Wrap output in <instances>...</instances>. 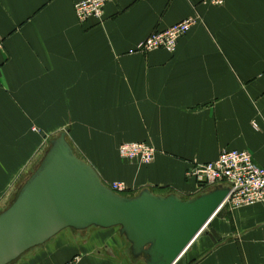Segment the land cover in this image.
<instances>
[{"label": "crops", "instance_id": "1", "mask_svg": "<svg viewBox=\"0 0 264 264\" xmlns=\"http://www.w3.org/2000/svg\"><path fill=\"white\" fill-rule=\"evenodd\" d=\"M79 1L0 0V212L65 130L76 156L104 185L124 182L126 197H197L186 171L226 150L264 166V0H110L101 20L81 23ZM186 19L194 24L173 54L140 51ZM123 143L148 144L153 162L119 158ZM225 207L177 264H264V206ZM75 256L145 264L119 228L96 227L64 230L12 264Z\"/></svg>", "mask_w": 264, "mask_h": 264}, {"label": "water", "instance_id": "2", "mask_svg": "<svg viewBox=\"0 0 264 264\" xmlns=\"http://www.w3.org/2000/svg\"><path fill=\"white\" fill-rule=\"evenodd\" d=\"M67 130L50 141L40 163L13 202L0 212V264H10L60 232L119 228L133 258L173 264L223 207L229 187L217 186L192 199L156 196L148 189L119 195L78 158ZM210 239L218 240L214 230Z\"/></svg>", "mask_w": 264, "mask_h": 264}, {"label": "built area", "instance_id": "3", "mask_svg": "<svg viewBox=\"0 0 264 264\" xmlns=\"http://www.w3.org/2000/svg\"><path fill=\"white\" fill-rule=\"evenodd\" d=\"M110 0H81L74 4V14L79 23L90 19L101 20L104 8ZM203 3L214 7L223 6L225 0H203ZM194 20L186 19L163 31L150 34L140 44L143 53L154 50L176 51L177 42L188 34ZM2 41L0 40V48ZM253 127L257 126L253 123ZM118 156L127 161L149 165L153 162L155 151L145 143H123L118 146ZM186 178L194 182L199 192L217 186H227L230 191L223 206L231 210L251 207L257 204L264 206V166L254 163L252 156L241 150L221 152L216 160L194 165L186 171ZM109 189L117 194L126 192L124 182H113ZM80 257L75 256L65 264H79ZM173 264H177L174 262Z\"/></svg>", "mask_w": 264, "mask_h": 264}, {"label": "rangeland", "instance_id": "4", "mask_svg": "<svg viewBox=\"0 0 264 264\" xmlns=\"http://www.w3.org/2000/svg\"><path fill=\"white\" fill-rule=\"evenodd\" d=\"M57 136H58V134H57L56 136H54V138H56ZM54 138H53V139H54ZM18 188H19V187H18ZM19 189H20V188H19ZM209 190H212V188L206 189V190H204L202 193H204V192L206 193V192L209 191ZM17 191H19V190H17ZM17 193H18V192H17ZM17 193H16V196H17ZM124 194H125V192H124ZM119 195H121V194H119ZM16 196L14 197V199L16 198ZM122 196H125V195L122 194ZM12 199H13V198H12ZM12 201H13V200H12ZM11 203H12V202H11ZM225 208H227V207H225ZM67 230H68V229H67ZM207 230H208V229H206V230L204 231V233H206ZM62 232H64V231H62ZM62 232H60V233H62ZM60 233H59V234H60ZM59 234H58V235H59ZM31 250H32V249H31ZM29 251H30V250H29ZM26 253H27V252H26ZM26 253H25V254H26ZM23 255H24V254H23ZM23 255H22V256H23ZM20 257H21V256H20ZM20 257H19V258H20ZM19 258H18V259H19ZM18 259H17V260H18ZM14 262H15V261H14ZM14 262H12V263H14ZM12 263H10V264H12Z\"/></svg>", "mask_w": 264, "mask_h": 264}, {"label": "bare ground", "instance_id": "5", "mask_svg": "<svg viewBox=\"0 0 264 264\" xmlns=\"http://www.w3.org/2000/svg\"><path fill=\"white\" fill-rule=\"evenodd\" d=\"M249 154H250V153H249ZM187 249H188V248H187ZM187 249H186V250H187ZM186 250H185V251H186Z\"/></svg>", "mask_w": 264, "mask_h": 264}]
</instances>
